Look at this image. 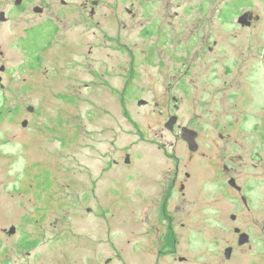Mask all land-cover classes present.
Masks as SVG:
<instances>
[{
    "label": "rangeland",
    "instance_id": "374dc122",
    "mask_svg": "<svg viewBox=\"0 0 264 264\" xmlns=\"http://www.w3.org/2000/svg\"><path fill=\"white\" fill-rule=\"evenodd\" d=\"M29 1L20 11L12 0L0 6L9 19L0 23V49L4 51L0 66L7 71L0 72L5 85V89L0 86V112L5 109L0 115V191L5 190L0 204L8 207L10 201L6 199L14 185L19 187L14 194L22 198L28 197L25 193L46 190L45 198L52 201L55 213L54 229L66 230L73 240L70 262L84 261L75 246L91 245L94 236L100 242L102 264L107 260L126 261L131 228L127 199L133 193L129 190L138 187L135 184L145 171L138 170L137 176L123 169L133 179L125 180V188L116 186L115 200H101L99 219L87 216L85 211L87 206L97 204L92 192L93 177L98 168H110L109 151L116 152L117 158L131 150L161 156L157 146L151 147L145 141L147 128L157 132L159 124L165 123L161 121L167 123L172 116L188 122L196 113H205L203 104L211 101V93L220 90L224 80L231 79L216 77L220 82L212 87L213 71L229 68L242 76L260 74L261 83L251 89L264 123V21L255 29L243 30L237 15L251 10L264 17V0H156L150 11L145 0H100L98 16L93 21L84 7L88 0H65L70 8L64 7L62 0ZM224 5L231 6L224 14L228 18H222L218 9ZM35 6H43L46 14H34ZM126 7L137 13L134 19L124 15L127 28L105 20L104 16L116 17ZM198 8L209 9L196 12ZM155 12H159L162 25L170 21L172 29L165 31L168 35L190 39L189 48L185 44L184 49L167 51L166 36L144 42L138 23L145 21L146 14L154 16ZM57 15L61 22L52 21L43 33L30 34L31 27ZM83 16L84 26L77 22ZM204 31L207 36L201 41ZM39 38L53 42L52 48L40 51ZM157 41L161 44L152 48ZM209 48H213L212 52ZM187 53L191 54L189 61L184 59ZM129 66L133 67L132 77ZM127 79L133 85L122 93ZM180 80L187 82V89L179 87ZM191 80L195 82L190 84ZM237 87L232 90L237 91ZM141 99L148 104L139 106ZM181 104L180 111H176L175 105ZM31 106L39 111L35 116L23 113ZM14 107L21 109L20 116L10 115L9 108ZM26 118L31 121L30 130L22 126ZM163 133V142L174 140L167 130ZM149 134V139L156 140L153 132ZM261 152L264 153V141ZM160 166L162 176L166 165ZM44 167L51 169L50 174L43 172L33 179L32 173L35 177ZM102 177L103 185L110 181L111 173ZM263 190L262 187V193ZM117 253H122V258ZM90 259L93 260L91 254Z\"/></svg>",
    "mask_w": 264,
    "mask_h": 264
},
{
    "label": "flooded vegetation",
    "instance_id": "af4514ba",
    "mask_svg": "<svg viewBox=\"0 0 264 264\" xmlns=\"http://www.w3.org/2000/svg\"><path fill=\"white\" fill-rule=\"evenodd\" d=\"M12 1L17 11L30 3L29 0H22L17 5L18 0ZM156 3V0H145L149 11ZM4 4L5 0H0V6ZM62 4L68 7L65 0H62ZM43 5L50 10L46 4ZM99 6L100 0H88L84 4L91 21L97 18ZM45 8L35 6L33 12L41 17L46 14ZM230 8V5L218 8L222 18H228L224 14ZM200 9L209 8H198L196 12H202ZM245 14H248L247 20L240 23V18ZM124 15L134 19L137 13L134 8L126 7L118 16L104 18L127 28ZM237 15L238 25L243 30L255 29L264 21V17L251 10ZM159 18V12H155L154 16L146 14L145 21L138 23L144 42L153 40V37L166 36L168 40L164 42L168 43L165 46L167 51L184 49L185 44L189 48L190 39L168 35L165 31L172 29L168 25L170 21L162 25ZM8 21L5 11L0 9V23ZM52 21L61 22V18L58 15L48 17L45 22L31 27L30 34L43 33L46 24H53ZM77 22L84 26L85 17L77 19ZM206 36L207 32L204 31L201 41ZM37 42H40V51L53 46V42L43 38ZM83 44L81 38V47ZM159 44L160 41L155 42L152 48ZM212 49L208 50L212 52ZM2 58L4 51L0 49V60ZM190 58L191 54L187 53L184 59L189 61ZM3 67L5 70L1 71ZM132 68L129 66V77L134 74ZM0 72L6 74L4 65L0 66ZM189 73L187 70L186 74ZM240 73L229 68L213 71L210 80L212 87L217 81L220 82L218 78L231 79L224 80L220 90L211 93V101L203 104L205 113H196L188 122L180 116H172L167 123L161 121L165 123L159 124L160 130L157 132L153 127L147 128L145 141L151 147L157 146L161 156L140 155L131 150L117 158L116 152L109 151L107 165L110 168H98L93 177L92 192L97 204L86 207L87 216L93 215L99 219L101 200H115L116 186L133 179L132 174L125 175L124 168L136 172L137 176L138 170L145 171V175H140L142 180L135 184L138 185L136 189H130L133 185L128 188L133 192L131 198L127 199L131 228L126 246L130 255L126 261L107 260L106 264H264V190L261 192V188H264V153L261 152L264 123L254 103V89H251L259 85L261 79L259 73L244 76ZM0 77V86L5 89L3 77ZM194 82L191 80L190 84ZM131 85L133 81L127 79L122 93H126ZM235 85H238L237 91L232 90ZM186 86L187 82L180 80L179 87L187 89ZM173 101L178 102L176 98ZM140 102H145L142 105L148 104L141 99L139 106H142ZM182 102L181 99L179 103ZM200 106L203 107L202 104ZM181 107L182 104L175 105V110L179 112ZM9 109L10 115L20 116L22 113L18 107ZM27 111L31 116L39 113L35 109H26L23 113ZM173 117H177V121L169 128ZM25 121L28 124L23 128L30 130L31 121L28 118ZM166 130L174 137L170 143L163 142V132ZM149 132H153L156 140L149 139ZM160 165H166L162 176L159 173ZM40 169L35 177L32 173L33 179L39 178L43 172L50 174L51 169ZM106 173H111L110 181L102 185V176ZM16 191H19V187L14 185L8 192V207L5 203L0 204V264H102L97 236H94L95 241L91 245L82 243L80 247L75 246L79 258L84 261H69L70 242L73 240L66 230L54 229L55 213L51 209L52 201L45 198L46 190L25 193L23 195L28 196L25 198L15 195ZM117 257L122 258V253H117Z\"/></svg>",
    "mask_w": 264,
    "mask_h": 264
},
{
    "label": "water",
    "instance_id": "95a60500",
    "mask_svg": "<svg viewBox=\"0 0 264 264\" xmlns=\"http://www.w3.org/2000/svg\"><path fill=\"white\" fill-rule=\"evenodd\" d=\"M21 2H22V0H18L17 5L21 4ZM247 17H248V14H245L244 16H242V17L240 18V23H244V22L247 20ZM2 20H3V21L5 20L4 16L2 17ZM4 70H5L4 67L1 68V71H4ZM1 81H2V78L0 77V82H1ZM142 104H145V102H140V105H142ZM28 109H29V111H34V108H33V107H29ZM176 121H177V117H173V118L171 119V122L169 123L168 127H169V128H172V125H173ZM27 124H28V123L25 121V122L23 123V127H26Z\"/></svg>",
    "mask_w": 264,
    "mask_h": 264
}]
</instances>
